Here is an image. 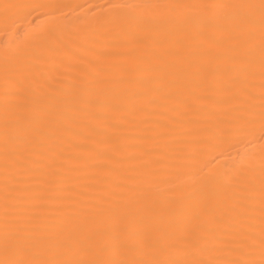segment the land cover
I'll use <instances>...</instances> for the list:
<instances>
[{
  "label": "bare ground",
  "instance_id": "1",
  "mask_svg": "<svg viewBox=\"0 0 264 264\" xmlns=\"http://www.w3.org/2000/svg\"><path fill=\"white\" fill-rule=\"evenodd\" d=\"M259 3L0 0V261L264 264Z\"/></svg>",
  "mask_w": 264,
  "mask_h": 264
},
{
  "label": "snow or ice",
  "instance_id": "2",
  "mask_svg": "<svg viewBox=\"0 0 264 264\" xmlns=\"http://www.w3.org/2000/svg\"><path fill=\"white\" fill-rule=\"evenodd\" d=\"M5 7H13L6 5ZM203 7H219V8H244L256 9L259 8L261 26H262V54H264V0H260L259 5L256 4H239V5H204ZM252 21V17H248ZM131 237L121 240L120 246L128 247ZM132 246L138 244V241H132ZM71 247H76L82 253L80 256L65 259H18V260H4L0 264H204V262L196 261H178V260H153V261H139L135 259H115L112 257V250L115 247L113 237L110 233L104 232L101 241H92L87 244H82L81 241H74ZM26 255L31 254V249L23 248Z\"/></svg>",
  "mask_w": 264,
  "mask_h": 264
}]
</instances>
